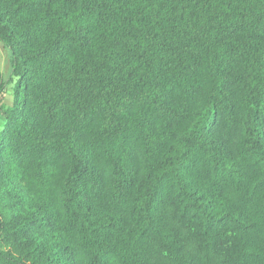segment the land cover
Here are the masks:
<instances>
[{
	"label": "trees",
	"instance_id": "obj_1",
	"mask_svg": "<svg viewBox=\"0 0 264 264\" xmlns=\"http://www.w3.org/2000/svg\"><path fill=\"white\" fill-rule=\"evenodd\" d=\"M0 264H264V0H0Z\"/></svg>",
	"mask_w": 264,
	"mask_h": 264
},
{
	"label": "rangeland",
	"instance_id": "obj_2",
	"mask_svg": "<svg viewBox=\"0 0 264 264\" xmlns=\"http://www.w3.org/2000/svg\"><path fill=\"white\" fill-rule=\"evenodd\" d=\"M0 56H1V64L4 76L8 79L11 76V64H10V54L8 49L3 45L0 41ZM12 77V76H11ZM13 80L7 83L6 86V97L4 99L5 103L11 104L12 103V95H13V86L17 78L15 76L12 77ZM3 119V118H0Z\"/></svg>",
	"mask_w": 264,
	"mask_h": 264
}]
</instances>
